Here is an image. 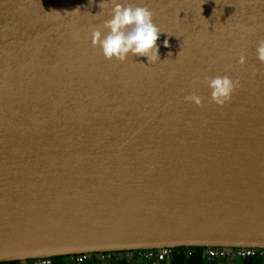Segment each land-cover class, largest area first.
I'll return each instance as SVG.
<instances>
[{"label": "water", "instance_id": "water-1", "mask_svg": "<svg viewBox=\"0 0 264 264\" xmlns=\"http://www.w3.org/2000/svg\"><path fill=\"white\" fill-rule=\"evenodd\" d=\"M102 2L0 0V262L264 249V0H117L154 12V64L92 46Z\"/></svg>", "mask_w": 264, "mask_h": 264}, {"label": "clouds", "instance_id": "clouds-1", "mask_svg": "<svg viewBox=\"0 0 264 264\" xmlns=\"http://www.w3.org/2000/svg\"><path fill=\"white\" fill-rule=\"evenodd\" d=\"M108 2L109 0H103L100 8L103 10L108 7ZM110 4L111 18L94 27L91 33L92 46L99 47L105 59L109 61L115 59L125 62L137 55L147 57L148 64L161 61L156 42L158 34L162 31L153 21L154 12L147 5L120 4L117 0H110ZM164 46L168 47L167 40L164 41ZM256 58L264 63V39L257 42ZM237 62L245 64L246 57L243 53ZM204 82L210 89V102L220 106L228 102L232 93L239 87V80H233L227 74L206 76ZM184 99L186 102H194L197 106H204L202 98L195 92L186 95Z\"/></svg>", "mask_w": 264, "mask_h": 264}, {"label": "flooded vegetation", "instance_id": "flooded-vegetation-1", "mask_svg": "<svg viewBox=\"0 0 264 264\" xmlns=\"http://www.w3.org/2000/svg\"><path fill=\"white\" fill-rule=\"evenodd\" d=\"M139 251L108 252L109 256L99 260L97 264H264V252L254 253L250 256L233 255V253L222 254L213 259H208L203 248H175L174 254L164 260H144ZM97 253H89L81 259H74V255L48 257L52 264H91L97 260ZM107 253V252H105ZM131 253H134L132 256ZM15 264V261L0 262V264Z\"/></svg>", "mask_w": 264, "mask_h": 264}, {"label": "built area", "instance_id": "built-area-1", "mask_svg": "<svg viewBox=\"0 0 264 264\" xmlns=\"http://www.w3.org/2000/svg\"><path fill=\"white\" fill-rule=\"evenodd\" d=\"M204 250V254L208 259H213L222 254H229L233 253V255H242V256H250L256 253H263L264 249H255L251 247H240V248H219V247H202ZM175 252V248L172 247H163L157 250H141L139 251L141 257L144 260L150 261L152 259L155 260H164L170 258ZM89 253H80L74 255V259L78 260L88 256ZM109 253L99 252L97 253L98 260H103L104 258L108 257ZM8 264V263H7ZM15 264H52L51 259L48 257L45 258H33V259H26L15 261Z\"/></svg>", "mask_w": 264, "mask_h": 264}, {"label": "trees", "instance_id": "trees-1", "mask_svg": "<svg viewBox=\"0 0 264 264\" xmlns=\"http://www.w3.org/2000/svg\"><path fill=\"white\" fill-rule=\"evenodd\" d=\"M98 258H97V260L95 259L93 262H91V264H97L98 263Z\"/></svg>", "mask_w": 264, "mask_h": 264}, {"label": "rangeland", "instance_id": "rangeland-1", "mask_svg": "<svg viewBox=\"0 0 264 264\" xmlns=\"http://www.w3.org/2000/svg\"><path fill=\"white\" fill-rule=\"evenodd\" d=\"M132 254V256H134V253H131Z\"/></svg>", "mask_w": 264, "mask_h": 264}]
</instances>
